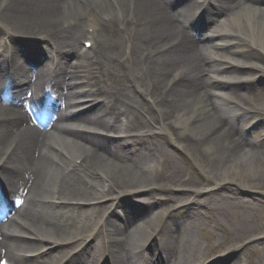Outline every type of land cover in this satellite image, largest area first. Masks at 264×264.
Masks as SVG:
<instances>
[{
	"label": "bare ground",
	"instance_id": "6f19581e",
	"mask_svg": "<svg viewBox=\"0 0 264 264\" xmlns=\"http://www.w3.org/2000/svg\"><path fill=\"white\" fill-rule=\"evenodd\" d=\"M219 22L226 25L213 30ZM231 52L235 66L226 62ZM234 70L262 75L244 82ZM263 79L264 0H0V264H192L202 253L189 254L191 226L153 209H209L185 197L191 178L165 170L170 156L151 128L168 131L217 176L193 193L236 196L246 206L250 181L264 178V140L250 135L258 125L245 124L264 112ZM80 82L90 86L88 109ZM172 125L183 134L175 138ZM135 192H148V201H124ZM105 196L127 220L98 239L93 231L110 217L93 227V202ZM251 205L259 219L264 207ZM154 216V249L132 246L156 234ZM88 239L95 243L81 247ZM26 248L37 255L25 258Z\"/></svg>",
	"mask_w": 264,
	"mask_h": 264
},
{
	"label": "rangeland",
	"instance_id": "374dc122",
	"mask_svg": "<svg viewBox=\"0 0 264 264\" xmlns=\"http://www.w3.org/2000/svg\"><path fill=\"white\" fill-rule=\"evenodd\" d=\"M68 20V19H65ZM223 22V21H222ZM219 22L217 23L214 28H218L219 25H226L225 23ZM221 23V24H220ZM219 24V25H218ZM223 25V26H224ZM107 29L106 25L100 26L98 28V31H105ZM199 31L195 30L194 28L190 27L188 28V33L190 37L196 38ZM2 39V38H1ZM191 39V38H190ZM84 37L81 39V43L84 44ZM231 59H228L226 62H230L231 65L233 64L232 59L233 58H239V56L233 54L232 52L228 54ZM56 62V61H55ZM44 63V62H43ZM41 62H37L34 64H31V68H40L42 66ZM47 65H50L49 61L47 62ZM235 66V65H234ZM260 71L255 70H234V72L229 74H235L240 76L242 79H244V82L246 81H255L257 78H259L262 74L259 73ZM222 76H225V73L221 74ZM219 79L222 80L224 78L219 76ZM258 80V79H257ZM264 81V79H263ZM256 84V83H254ZM78 89L83 92V100H84V109H88L92 106L91 100L92 98L89 97L88 91L90 89V86L87 84V82L79 83ZM214 91L220 96V98L223 101H228L229 94L226 90L220 87H215ZM231 100V99H230ZM257 104V103H255ZM190 109V107H189ZM262 114L258 118L250 117L247 121H245V124H248V127L250 128L253 124L258 125L253 134H250L252 138H256L257 140H264V112L259 113ZM228 115L234 116V113H228ZM40 126H44V124H40ZM171 129V133L174 134V137L177 138L183 134L182 131L178 129V126H169ZM154 136H157V140L162 142L165 146L163 147L164 151L167 153V155L170 156V161L165 164V170H169L172 174H178V175H184L185 178L189 179L191 178V183L184 188H181L185 190L188 201H200L203 202V206H207L209 210H201V212L195 214V216H190L189 213H187L188 206L184 205L183 203H177L174 206L168 205V203L165 204L164 207H160L161 205L157 206L153 209V212H163L165 215V219L170 218L169 221H173L174 219H181L184 218L185 225L188 227L191 226L195 233V241L193 239V245H191V249L189 251L190 256H193V252H197L200 255H196V258H193L192 264H231L234 261H239L240 264H264V211L261 212L260 218L258 219L257 211L255 208L251 205L253 203H257V205H260L264 207V178L261 176V181L258 182H251L248 186L252 187V193L251 197L247 196H241V198H246L247 201H249L250 204H247L246 206L241 204L239 198L236 196L233 198H228L225 194L217 193L215 195H207L206 193H193V190H199L204 187V184H213L216 181L217 176L215 175H208L206 174L205 170L207 167L201 166L199 161H194L192 157L185 152L182 148H179L176 144L171 142V136L168 131H165L163 129H157L154 126H152L151 130H153ZM255 133V134H254ZM102 135L115 139L118 138L115 136V133L108 132V131H102ZM255 163L257 164L260 161L257 157H255ZM243 165V177L249 178L252 176L253 170L249 168L248 165ZM262 168L264 166L262 165ZM263 174V173H262ZM208 175V176H207ZM261 175V174H260ZM211 177V178H208ZM248 181V180H247ZM171 185V183H169ZM230 191L236 192V186L228 185L227 186ZM108 189V188H106ZM238 191V190H237ZM177 190H175V193ZM181 192L178 191L176 194H180ZM239 193V191H238ZM148 192H135L130 193V195L124 196V201L132 203H140L141 201H148L147 198ZM212 196L211 198H209ZM240 196V195H239ZM181 197V196H179ZM209 198V200H208ZM119 201H115L111 199V196H105L98 201L93 202V227L101 220L102 216L104 215V220L107 217H110V224H108L105 228H102L101 225L95 228V235L98 239H102L103 236H107L111 233H113L115 230L121 228L125 221L127 220V215L124 212L123 206H120ZM142 203V202H141ZM173 202H171L172 204ZM87 206L86 204L83 206ZM201 207V205H198V209ZM95 208V209H94ZM190 208V207H189ZM197 208L196 206L191 207ZM13 213V212H12ZM11 213V214H12ZM116 213V214H115ZM171 213L172 215L167 217V215ZM176 215V216H173ZM188 215V216H187ZM157 216L153 217V224L149 226V230L154 229L156 231V234H154L150 240L141 238V237H135L133 238L130 243L133 246L140 247L144 250H147L150 248V246L157 241V233H159V228L156 226L158 225L157 222L154 223L157 220ZM168 221V222H169ZM89 222V221H88ZM86 222V223H88ZM104 221H102L103 223ZM255 223L257 227H259L263 233L261 235H257L254 230L252 231L249 226ZM166 232V231H163ZM30 240H33L29 238ZM84 242V244H83ZM79 241V243L82 246H85L87 243L88 245H93L95 241L93 239H88L86 241ZM42 245V244H40ZM80 245L77 250H79ZM154 249V248H151ZM151 249H149L151 251ZM46 250V249H44ZM24 255H22L25 258L31 259L37 255L36 252H33L32 249L26 248L24 251ZM227 256L226 260H222ZM199 259V261L195 259Z\"/></svg>",
	"mask_w": 264,
	"mask_h": 264
}]
</instances>
